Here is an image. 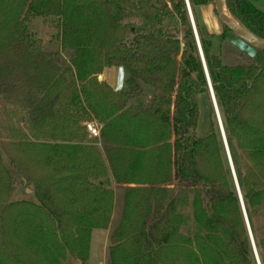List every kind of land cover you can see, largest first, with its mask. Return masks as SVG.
<instances>
[{"label":"trees","instance_id":"obj_1","mask_svg":"<svg viewBox=\"0 0 264 264\" xmlns=\"http://www.w3.org/2000/svg\"><path fill=\"white\" fill-rule=\"evenodd\" d=\"M254 1L226 0L264 39ZM189 3L264 264V50L254 62L224 63L203 13L214 0ZM35 15L58 19L71 66L43 71L47 54L28 31ZM1 47L29 65L44 111L32 131L49 142L18 144L21 154L0 149V264H63L67 253L86 260L92 230L111 220L112 177L128 186L109 264H258L217 117L197 133L199 96L211 95L186 0H0ZM114 65L151 95L99 80ZM87 120L101 125L103 150L89 144L98 138ZM18 182L37 200L9 201Z\"/></svg>","mask_w":264,"mask_h":264},{"label":"rangeland","instance_id":"obj_2","mask_svg":"<svg viewBox=\"0 0 264 264\" xmlns=\"http://www.w3.org/2000/svg\"><path fill=\"white\" fill-rule=\"evenodd\" d=\"M255 5L264 11V0H255ZM204 15L210 20L215 32L214 42L219 49L222 60L227 64H244L254 62L257 48L240 38L233 31H226L223 23L219 20L215 5L207 7L203 11ZM28 31L33 38L41 43V50L47 54L44 60L43 71L46 73L60 72L71 66V52L63 48L61 43V30L59 21L55 17L30 16L28 20ZM16 58V54L11 48H0V149L3 152L10 151L12 154H21V143H48L47 140H38L32 131L33 126L38 125L37 119L44 112L38 104L42 92L34 86V75L30 71L27 62L21 64ZM20 63V65H18ZM116 67L119 71V79L116 87L107 78V68ZM37 80H41L42 74L35 72ZM99 80H106L113 88H129L131 85L139 84L143 88L144 95L149 97L150 87L133 75L129 74L122 65H114L104 68L98 76ZM142 98V97H141ZM138 101V100H137ZM199 124L197 126L198 135H205L209 130L216 116L212 101L208 94L202 93L199 96ZM42 110V111H41ZM86 122L83 124L86 126ZM98 124L97 122H95ZM42 123H40L41 125ZM101 131V125L98 124ZM43 128V127H42ZM40 130V126L37 128ZM39 132V131H38ZM97 141L89 143L103 150L100 143V135L93 136ZM5 146L7 149H5ZM239 163L244 170V160L239 148L235 149ZM7 160L6 153L4 154ZM114 190V204L109 226L107 228H94L91 232L88 258L80 259L72 253H67L62 260L63 264H109L110 246L113 243L112 232L120 222L123 212V200L125 187L111 181ZM13 192V191H12ZM16 199H28L36 201L34 191L26 185L18 182L13 195L8 198L9 201ZM189 223L193 224L191 215Z\"/></svg>","mask_w":264,"mask_h":264},{"label":"water","instance_id":"obj_3","mask_svg":"<svg viewBox=\"0 0 264 264\" xmlns=\"http://www.w3.org/2000/svg\"><path fill=\"white\" fill-rule=\"evenodd\" d=\"M186 2H187V6H188V11H189V16H190V19H191L192 27H193V30H194V33H195V36H196V40H197V44H198V47H199L201 59H202V62L204 64L205 72H206V75H207L208 84H209V91H210L212 103H213V106H214L215 114H216V117H217V120H218V124H219V128H220L221 134H222V138H223V141H224V144H225V149H226L229 165H230V168H231V171H232V175H233V178H234V182H235V185H236V189H237V192H238L241 204H242V208H243V212H244V215H245L247 227H248V230H249V235H250V238H251V241H252V245H253V249H254V253H255V256H256V260H257L258 264H261L260 259H259V255H258V252H257V248H256V245H255V242H254L253 234H252V231H251V227H250V224H249L248 216H247V213H246L245 205H244V202H243L241 189H240L239 182H238V179H237V174H236V171H235L234 163H233L232 156H231L230 149H229V145H228V142H227V138H226L225 130H224V127H223L221 115H220L219 108H218L217 101H216V97H215V94H214V91H213V86H212V83L210 81L209 73H208V70H207L206 63H205V59H204L203 51H202V48H201V43H200V40H199L196 24H195V21H194L192 10H191V6H190V3H189V0H186ZM214 5H215V8H216L217 16H218L219 20L223 24H225L227 27H229L231 31H233L235 34H237L240 38L244 39L249 44L253 45L257 49L264 50V39L258 37L257 35H255L254 33L250 32L249 30H247L246 28H244L243 26L240 25V23L232 16V14H231L228 6H227L226 0H214Z\"/></svg>","mask_w":264,"mask_h":264},{"label":"crops","instance_id":"obj_4","mask_svg":"<svg viewBox=\"0 0 264 264\" xmlns=\"http://www.w3.org/2000/svg\"><path fill=\"white\" fill-rule=\"evenodd\" d=\"M107 78L109 79V81L112 83L113 87H116L118 84V79H119V71L116 70V67H112V68H107ZM112 180H114V178L112 177ZM114 183L120 185V187H127L128 184H119L114 180ZM124 201V200H123ZM124 204V202H123Z\"/></svg>","mask_w":264,"mask_h":264},{"label":"built area","instance_id":"obj_5","mask_svg":"<svg viewBox=\"0 0 264 264\" xmlns=\"http://www.w3.org/2000/svg\"><path fill=\"white\" fill-rule=\"evenodd\" d=\"M86 127L92 136L100 135V127L95 122H86Z\"/></svg>","mask_w":264,"mask_h":264}]
</instances>
